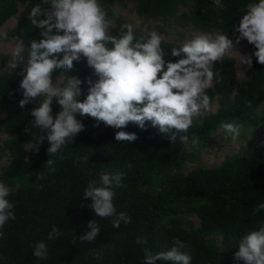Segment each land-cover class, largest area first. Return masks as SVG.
I'll use <instances>...</instances> for the list:
<instances>
[{
	"label": "trees",
	"instance_id": "obj_1",
	"mask_svg": "<svg viewBox=\"0 0 264 264\" xmlns=\"http://www.w3.org/2000/svg\"><path fill=\"white\" fill-rule=\"evenodd\" d=\"M122 0H98L106 14L108 5ZM137 12L145 19L160 17L166 19L182 2L192 4L191 16L197 26H216L231 32L239 24L246 5L258 0H222L223 8L214 5V0H136ZM40 5L42 12L50 10L51 0H0V25L16 17L17 24L9 32L21 40L29 50L33 40L39 41L41 29L32 25L29 19L31 9ZM45 18L43 15L38 19ZM131 22L118 14L111 22L110 35H119L121 25ZM133 25V24H132ZM134 27V26H133ZM139 38L149 34L134 27ZM53 34L55 30H53ZM63 34L62 32L60 33ZM185 37L176 41L162 40L166 61L173 62L171 50L185 43ZM256 51L255 47L251 50ZM61 59L62 54H61ZM3 57L1 60H4ZM71 70H55L53 83L59 74L66 78L79 77L82 81L83 101L87 96L86 78L91 71L86 58L74 61ZM23 66L11 71L0 69V133L9 134L8 148L12 154L9 164L0 171V182L10 188L7 197L13 203L14 220H9L0 229V264H144V249L153 254L167 251L175 240L184 242L183 251L192 257L191 264H244L235 260L239 241L249 232L258 230L264 224V210L255 211L259 203H264V143L227 156L219 166H197L189 172L180 170L186 160L192 159L186 145L179 141L172 143L158 128L146 125V130L129 123L123 129L134 132L138 139L129 143L117 142L113 129L92 117L81 116L85 125L56 157L54 171L46 166L50 159L47 140L38 153L25 150V143L40 134V129L32 127L31 116L37 103L19 107L23 98L19 85L23 79ZM252 76L244 82L237 78L236 59L225 54L223 61L215 63L213 84L206 89L210 104L216 99L218 108L205 114L201 121L193 122L186 133L189 143L193 134L197 141H206L222 122H258L257 110L264 102V65L253 56ZM251 105V107H249ZM55 117L61 107L52 104ZM31 128L33 135L22 133ZM188 143V144H189ZM132 167L128 168L127 165ZM155 194L145 189L153 184L156 177L164 174ZM101 171L123 173L121 187L113 189V199L117 214L126 212L131 223L121 222L114 228L112 217L95 216L88 207L90 198L83 199L84 189L90 180H98ZM42 177V178H41ZM184 212H193L200 224L186 226ZM95 219L101 233L94 242H81L79 236L90 229L88 222ZM57 227L59 238L48 240V234ZM219 232L223 236V246L217 247L207 242L206 236ZM138 236L146 237V245H138ZM43 241L48 247V257L40 259L33 255L34 245ZM74 241V243H73ZM157 264L171 262L157 261Z\"/></svg>",
	"mask_w": 264,
	"mask_h": 264
},
{
	"label": "clouds",
	"instance_id": "obj_2",
	"mask_svg": "<svg viewBox=\"0 0 264 264\" xmlns=\"http://www.w3.org/2000/svg\"><path fill=\"white\" fill-rule=\"evenodd\" d=\"M214 5L224 7L222 0H214ZM41 15L45 18L38 19ZM106 15L98 0H51L50 10L42 12L39 4L31 9V24L41 29L43 38L31 42L28 63L19 85L23 96L19 107L24 108L29 103H37V98L45 97L31 111L32 127L40 129V134L25 143V150L38 153L47 140L50 145L47 154L51 158L46 166L52 171L55 170L52 157L58 156L69 142H75V137L85 128L76 118L77 114L94 118L96 127L103 122L120 129L115 132L117 142L131 143L138 139L136 133L123 130L130 122L146 130V122L150 121L151 126L158 128L172 143L177 141L179 134L185 133L179 135V141L188 144L186 133L193 124V117L210 109V97L205 90L212 86L214 65L223 61L226 51L233 45L228 35L219 32L214 37L196 35L180 47L172 48L171 57H178V60L166 61L162 37L158 33L153 31L147 37L137 38L133 25L125 23L119 35H110L111 21ZM233 31L239 34L237 43L246 39L256 49L246 57L245 64L251 67L254 56L264 65V0L248 3ZM21 53L22 49L17 47L14 54L19 61L24 59ZM82 57L98 77L95 81L86 78L88 91L83 101L79 98L83 95L81 86L85 81L72 76L66 86L57 87L52 78L55 70L67 72L74 67L73 62ZM54 100L61 107L55 117L52 115ZM221 127L233 141L240 137L243 129L242 124L234 122H222ZM191 142H197L194 134ZM123 175L101 171L99 179L90 180L83 192L84 200L90 198L88 207L95 216L112 217L114 228H119L121 222L131 223L126 212L117 214L113 203V189L123 186ZM10 191L0 182V229L15 219L14 205L7 199ZM260 210H264V203H259L255 211ZM88 228L90 231L78 237L81 242H94L101 233L95 219L88 222ZM60 235L59 229L53 226L47 239L55 240ZM136 243L146 245L148 240L138 236ZM185 247L184 242L177 239L167 251L153 254L145 248L144 264H157V261L191 264L192 257L183 251ZM238 249L235 260L244 264H264V224L246 234L239 241ZM48 252L45 242L34 245L35 257L46 259Z\"/></svg>",
	"mask_w": 264,
	"mask_h": 264
},
{
	"label": "rangeland",
	"instance_id": "obj_3",
	"mask_svg": "<svg viewBox=\"0 0 264 264\" xmlns=\"http://www.w3.org/2000/svg\"><path fill=\"white\" fill-rule=\"evenodd\" d=\"M109 12L112 14H107L106 18L111 22H114V15L118 14L127 21L131 22L135 28H137L142 33L150 34L155 31L158 33L162 40L176 41L179 37H185V42L190 41L196 35L206 34L212 37L216 33H221L228 35V38L233 41L232 48L227 50L225 54L234 56L236 59L237 67V78L239 82L247 81L252 76V66L249 67L245 64L246 57L252 54L251 50L254 45L250 44L246 39L241 40L237 43L238 33L231 31H222L216 26L206 27L204 25L197 26L191 16L192 4L187 5L182 2L175 5L174 11L168 15L166 19L160 17H151L145 19L137 12V2L136 0H122L115 2L107 6ZM16 17L10 18L3 25H0V69L3 71H11L16 66L26 67L29 59L28 49H26L21 40L16 36H11L9 32L16 26ZM20 47L22 49V55L24 57L23 61H19V58L15 56V49ZM4 60H1L2 58ZM93 81L98 79L94 75V70L91 69L88 78ZM70 78H66L64 74H59L54 85L57 87H64L67 85V81ZM213 84V82H212ZM88 86V84H87ZM45 97H42L44 99ZM219 106V101L216 99L210 104V109L207 111L202 110L201 114L193 117V122L201 121L202 117L207 114L214 112ZM257 115L259 117L258 122H245L238 123L243 125V129L239 138L233 141L231 135L226 133V131L219 126L215 131L212 132L209 139L206 141H197L195 144L190 142L186 145V151L191 153L192 159L186 160L180 170L184 172H189L197 166L205 167H216L221 164V162L231 154L240 153L245 149L252 148L256 145L264 143V102L261 107L257 110ZM80 120L81 116L77 114L76 117ZM147 126H151V122H146ZM154 128V127H153ZM22 129L21 132L27 135H33L31 128ZM9 134L7 131H2L0 133V171L6 167L12 157V154L8 148ZM175 169L170 174L160 175L156 177L153 184H147L144 186L155 194L156 189L159 188V181L163 177L172 175ZM184 223L186 226L193 224L198 226L200 220L193 212H184L183 214ZM206 240L209 244L215 245L217 247L223 246V236L219 232H212L206 236Z\"/></svg>",
	"mask_w": 264,
	"mask_h": 264
}]
</instances>
